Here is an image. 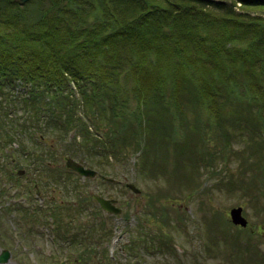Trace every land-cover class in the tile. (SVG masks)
Segmentation results:
<instances>
[{"label":"rangeland","instance_id":"rangeland-1","mask_svg":"<svg viewBox=\"0 0 264 264\" xmlns=\"http://www.w3.org/2000/svg\"><path fill=\"white\" fill-rule=\"evenodd\" d=\"M67 1L81 15L91 10L90 2L102 6V0ZM126 1L129 0L112 3ZM216 1L208 0L213 4ZM14 2L21 7L29 6L27 12L35 16L37 10L33 7L50 4L49 0ZM224 2L233 11H224L216 5L223 13H241L248 18L264 16L263 3ZM8 7L0 4V11ZM53 10L50 8V12ZM28 26L36 27L31 22ZM103 56L104 63L112 65L113 61ZM126 69L127 65L116 74L119 77L115 83L120 89L119 97L126 98L127 108L133 110L136 98L155 97L149 89L160 84L156 70L148 73L146 69ZM71 87L75 94H67L69 98L81 99L78 86ZM177 87L170 78L163 81L161 91L184 93ZM8 88L4 92V97H9L7 101L20 97L19 92L23 91L21 86ZM207 96L204 98L207 103L195 108L183 97L186 117L166 120L162 128L169 139L173 123L178 124L181 138L186 135L185 125L193 129L186 132L193 139L189 146L195 159L187 152L182 153L184 147L174 148L169 143L165 147L155 139L154 145L153 141L147 145L150 156L146 163L141 161L145 154L140 157L131 151L125 156L126 150L118 159L112 156L114 159L100 160L90 153L91 147L88 151L80 148L78 152L79 147L74 150L73 145H78L82 136L79 133L66 145L74 127L68 132L62 125L52 127L47 123L42 129L35 128L29 119L33 125L27 127L26 134L17 124L7 126V131L14 133L15 141L11 143L1 131L5 123L0 122V138L4 139L0 141V253L5 249L10 254L0 264H264V139L248 122L251 116L254 120L255 115L259 116L258 109L263 110L259 118L264 119V106L245 102L234 112L232 97L225 118L218 121L212 116L209 123L204 121L212 113L208 109L217 105L212 103L211 95ZM71 101L65 99L60 105L67 108ZM10 104L15 106L16 114L26 112L21 103ZM86 112L79 102L78 114L82 113L87 119L82 117L83 120L90 122ZM128 121L137 126L132 117ZM255 125L259 126L256 122ZM40 134L43 138L37 140ZM104 153L100 150L97 155ZM68 158L93 168L96 174L79 175L66 166ZM20 169L24 172L17 174ZM100 173L115 182L101 178ZM128 183L139 191L128 188ZM92 195L115 200L114 205L121 212L112 214L101 209ZM236 206L242 207L245 226H237L230 220V210Z\"/></svg>","mask_w":264,"mask_h":264},{"label":"trees","instance_id":"trees-1","mask_svg":"<svg viewBox=\"0 0 264 264\" xmlns=\"http://www.w3.org/2000/svg\"><path fill=\"white\" fill-rule=\"evenodd\" d=\"M224 1L129 0L116 4L102 0V6L90 2L91 10L81 15L67 0H49L47 7H33L37 10L35 16L27 12L29 6L0 0V4L9 6L0 11V122L5 123L1 131L6 133L7 141H15L7 126L17 124L26 134L29 125L35 123L32 127L42 129L47 123L52 127L62 125L65 132L74 127L66 145L79 133L82 136L78 145H73L74 150L79 147L78 152L80 148L88 151L91 147L94 152L90 153L100 160L112 156L118 159L126 150L125 156L131 151L140 157L145 154L141 161L146 163L150 156L147 145L152 141L154 145L155 139L165 147L168 143L174 148L182 146V153L195 159L189 146L193 139L186 130L193 129L185 125L186 135L181 138L178 124L173 123L170 139L162 129L166 120L185 116L187 104L181 103L183 97L195 108L207 103L204 98L211 95L217 106L208 109L212 113L204 121L209 123L212 116L218 121L224 119L233 99L234 112L245 102L264 106V16L223 13L219 8L233 11ZM240 1L242 5H264V0ZM30 22L36 27L29 29ZM7 29L14 31L8 33ZM103 54L113 61L112 65L104 63ZM126 65L133 71L156 70L160 88L171 78L178 84L176 90L184 93L169 94L153 85L149 90L155 97L136 98V106L128 109V101L119 97L115 83L119 77L116 74ZM72 84L78 86L81 99L67 95L75 94ZM16 86L23 89L20 97L7 101L5 87L14 90ZM65 99H72L67 108L60 105ZM11 102L21 103L26 112L16 114ZM79 102L85 106L90 122L78 114ZM262 111L256 113L261 116ZM259 116L255 115V120L251 116L248 122L263 140L264 119ZM131 117L136 127L128 121ZM41 138L43 134L37 140ZM99 149L105 153L97 155Z\"/></svg>","mask_w":264,"mask_h":264},{"label":"water","instance_id":"water-1","mask_svg":"<svg viewBox=\"0 0 264 264\" xmlns=\"http://www.w3.org/2000/svg\"><path fill=\"white\" fill-rule=\"evenodd\" d=\"M20 4L26 2L27 0H14ZM66 166L70 167L71 169L77 171L78 173H80L83 176H93L96 174V171L94 169L91 168H87L84 167V165L78 163L77 161L68 158L66 161ZM108 181H114L113 178H105ZM127 187H129L131 190H133L134 192H138V188H136L132 183H128L126 184ZM94 198L99 202V204L107 209L110 212H115V213H119L121 212V208L117 207L114 205L115 200L113 199H107L98 195H94ZM242 211V207L241 206H237V207H233L230 210V218L231 221L236 224V225H240V226H245L246 225V219L245 217L242 216L241 214ZM9 252L7 250H2V252L0 253V263L6 262L7 259L9 258ZM122 264V263H119Z\"/></svg>","mask_w":264,"mask_h":264},{"label":"bare ground","instance_id":"bare-ground-1","mask_svg":"<svg viewBox=\"0 0 264 264\" xmlns=\"http://www.w3.org/2000/svg\"><path fill=\"white\" fill-rule=\"evenodd\" d=\"M28 1V0H27ZM25 3V2H24ZM24 3H22V4H24ZM20 4V3H19Z\"/></svg>","mask_w":264,"mask_h":264}]
</instances>
